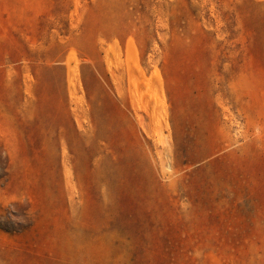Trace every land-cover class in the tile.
I'll use <instances>...</instances> for the list:
<instances>
[{
  "label": "rangeland",
  "instance_id": "1",
  "mask_svg": "<svg viewBox=\"0 0 264 264\" xmlns=\"http://www.w3.org/2000/svg\"><path fill=\"white\" fill-rule=\"evenodd\" d=\"M0 264H264V0H0Z\"/></svg>",
  "mask_w": 264,
  "mask_h": 264
}]
</instances>
